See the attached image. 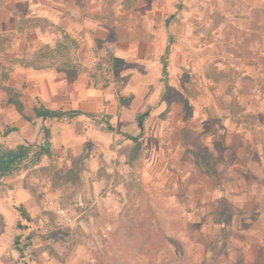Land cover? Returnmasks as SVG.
Masks as SVG:
<instances>
[{"label":"rangeland","instance_id":"1","mask_svg":"<svg viewBox=\"0 0 264 264\" xmlns=\"http://www.w3.org/2000/svg\"><path fill=\"white\" fill-rule=\"evenodd\" d=\"M0 21L1 79L36 59L95 109L27 173L24 264H264V0H0ZM147 110L143 151L120 129Z\"/></svg>","mask_w":264,"mask_h":264},{"label":"crops","instance_id":"2","mask_svg":"<svg viewBox=\"0 0 264 264\" xmlns=\"http://www.w3.org/2000/svg\"><path fill=\"white\" fill-rule=\"evenodd\" d=\"M2 27L3 22L0 21V30H2ZM1 62L11 64V62L0 58V64ZM1 81L7 85L23 88L22 99L25 103V112L32 117L29 120L23 116L13 104L8 102L7 94L0 88V264H15V257L19 264H24L19 258L21 252L16 247L15 235L23 234L27 229L19 227V221L30 225L34 219L31 210L28 208V203L33 200L36 192H32L26 186L30 184L26 178L29 168L15 166V160L8 163L10 160L8 153L15 151L27 142L44 146L50 145L52 149L56 145L63 146L66 144L70 146L72 143H77L84 128L79 130L78 125H75V123L81 122L83 124L86 121L85 117L92 119L89 113L94 114L95 109H92L91 105L80 101L77 97L72 98V88L69 86L67 78H56L49 67L34 68L14 64L8 76L1 79L0 75ZM158 96L159 93L154 100H157ZM40 103L51 108H73L80 109L83 112L75 117L63 120L36 117L33 105ZM229 113L230 111L225 114V118L233 120L227 116ZM74 125L76 126L75 130ZM8 126L15 128L6 132ZM45 126L50 129L49 138L45 136ZM140 130L134 132L120 129V132L123 137H126L135 145V142L127 134L139 135L144 128H140ZM141 140L143 141L144 151L143 135ZM46 160L48 161V158L43 154L40 161L33 166L42 164ZM4 164L8 165L7 169L2 168ZM20 204L24 205L31 215V221L22 219L17 210V206ZM204 208L197 207L190 213L193 216L190 222H192L195 229H199L200 226L202 227L206 223L203 217L205 215Z\"/></svg>","mask_w":264,"mask_h":264},{"label":"trees","instance_id":"3","mask_svg":"<svg viewBox=\"0 0 264 264\" xmlns=\"http://www.w3.org/2000/svg\"><path fill=\"white\" fill-rule=\"evenodd\" d=\"M67 38H69V35H66ZM71 40V44L76 45V41L74 39H70ZM41 51H39L40 53ZM42 56V53H40ZM15 62H19L21 65H25V66H32L34 68H40L41 65L39 63H37L38 61L35 60H24L21 58H15L14 59ZM108 60L110 62H112L113 64L121 67L122 64V59L115 57V55L113 54V52L109 51L108 52ZM163 76L167 77L168 75V70H167V65L166 62L163 63ZM76 64L74 63H67V66H65V69L70 72L72 69H75L76 72L78 71L76 68ZM165 81V78H164ZM0 88L7 94V98H8V102L13 104L15 106V108L23 115L25 116L27 119L31 120L32 117L30 115H27L25 112V103L22 99V94H23V88L20 87H16L13 85H7L5 83H3L2 81L0 82ZM33 111L36 117H43V118H56L59 120H63V119H68V118H72L75 117L79 114H81L83 111H81L80 109H63V108H51L46 106L43 103L40 104H34L33 105ZM151 112V110H147L141 114L138 115V123H139V127L141 129L144 128V120L145 117L147 115H149ZM91 116H95L92 113H89ZM229 117H231L233 119V121L242 124L244 126H246L247 128L254 130V124L257 122L258 120V113H254L251 111H246L244 108H242V106L237 102L234 101L231 104V109H230V113L229 115H227ZM105 120V119H103ZM106 121V120H105ZM106 123H109L108 121H106ZM15 127H11L8 126L6 128V132L10 131L12 129H14ZM44 133L45 136L47 138H49L50 136V129L48 127H44ZM127 136L132 139L135 142V148L143 150V141L141 140L142 137V133H140L139 135H132V134H127ZM52 147L50 145L44 146L42 144H38V143H29L27 142V144L22 145L20 148L15 149V151H10L8 153V157H9V162H12L13 160H15V166L17 167H22V168H29L28 169V173L30 172H34L37 171L39 167L37 166H33L36 163H38L42 157L43 154H45L48 158V161L52 164L53 162V152H52ZM2 168L7 169L8 165L4 164L2 166ZM41 168H45L50 170V166L47 165H43V167ZM26 185V184H25ZM27 188H29L32 192H36V188L33 184H27L26 185ZM17 210L19 211V213L21 214L22 219H26L27 221H31L32 217L29 214V212L27 211V209L25 208L24 205L20 204L17 206ZM19 227L21 228H28L30 227V225L28 223H23L22 221H19ZM31 236H27V239H30ZM30 244V241H27L24 245L23 248L28 246ZM20 252L23 254L22 249H20Z\"/></svg>","mask_w":264,"mask_h":264},{"label":"built area","instance_id":"4","mask_svg":"<svg viewBox=\"0 0 264 264\" xmlns=\"http://www.w3.org/2000/svg\"><path fill=\"white\" fill-rule=\"evenodd\" d=\"M55 210L62 223L70 224L72 222V217L65 207L57 206Z\"/></svg>","mask_w":264,"mask_h":264}]
</instances>
